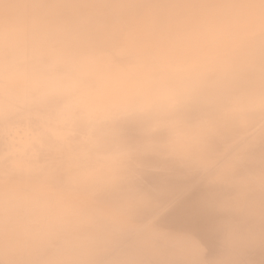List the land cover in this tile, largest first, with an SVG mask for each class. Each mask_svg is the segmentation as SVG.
<instances>
[{"label": "bare ground", "instance_id": "bare-ground-1", "mask_svg": "<svg viewBox=\"0 0 264 264\" xmlns=\"http://www.w3.org/2000/svg\"><path fill=\"white\" fill-rule=\"evenodd\" d=\"M0 264H264V0H0Z\"/></svg>", "mask_w": 264, "mask_h": 264}]
</instances>
